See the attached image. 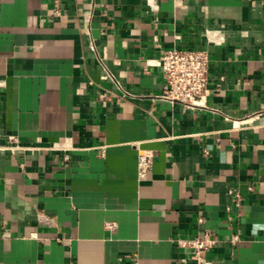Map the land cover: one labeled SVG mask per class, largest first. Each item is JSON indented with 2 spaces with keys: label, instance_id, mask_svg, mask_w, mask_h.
Listing matches in <instances>:
<instances>
[{
  "label": "crops",
  "instance_id": "1",
  "mask_svg": "<svg viewBox=\"0 0 264 264\" xmlns=\"http://www.w3.org/2000/svg\"><path fill=\"white\" fill-rule=\"evenodd\" d=\"M169 49L208 51L203 105L159 98ZM205 234L264 264V0H0V264H181Z\"/></svg>",
  "mask_w": 264,
  "mask_h": 264
},
{
  "label": "built area",
  "instance_id": "2",
  "mask_svg": "<svg viewBox=\"0 0 264 264\" xmlns=\"http://www.w3.org/2000/svg\"><path fill=\"white\" fill-rule=\"evenodd\" d=\"M163 72L164 90L159 98L170 103L186 106L203 105L209 91V53L204 49H169L164 50L154 62ZM152 167V154L147 151L138 153V173L141 178L147 176ZM191 249L189 259L181 264H212L206 253L215 240L208 235L192 239L179 240Z\"/></svg>",
  "mask_w": 264,
  "mask_h": 264
}]
</instances>
